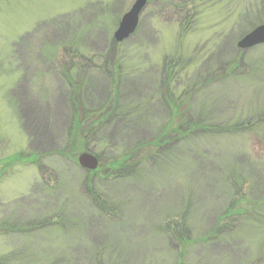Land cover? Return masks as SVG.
Here are the masks:
<instances>
[{"label": "rangeland", "instance_id": "374dc122", "mask_svg": "<svg viewBox=\"0 0 264 264\" xmlns=\"http://www.w3.org/2000/svg\"><path fill=\"white\" fill-rule=\"evenodd\" d=\"M135 1L0 0L2 264H264V0Z\"/></svg>", "mask_w": 264, "mask_h": 264}, {"label": "water", "instance_id": "95a60500", "mask_svg": "<svg viewBox=\"0 0 264 264\" xmlns=\"http://www.w3.org/2000/svg\"><path fill=\"white\" fill-rule=\"evenodd\" d=\"M145 5L146 0H136L131 9L122 16L118 24V28L113 35L115 43H122L134 34L138 26L140 13ZM263 44L264 24L244 36L237 43V48L239 50H248ZM78 164L83 169L93 171L97 168L98 161L93 155L81 153L78 156Z\"/></svg>", "mask_w": 264, "mask_h": 264}, {"label": "trees", "instance_id": "16d2710c", "mask_svg": "<svg viewBox=\"0 0 264 264\" xmlns=\"http://www.w3.org/2000/svg\"><path fill=\"white\" fill-rule=\"evenodd\" d=\"M241 57H242V53L240 52L238 58L240 59ZM108 58H109V56H108ZM81 117L82 116H80V118ZM87 118L89 120V117H87ZM185 118H187L186 119L187 121H186L185 125L183 126V129L177 130L175 132V134H176L175 136L173 135V133L171 131L170 132L167 131L166 134L158 137V141L155 142L157 145L154 143V146L159 147V148L163 147L166 144H167V146H170V144L172 142L178 141L180 139V137H179L180 135H181V138L184 135H187V137H188V136H190L191 133L195 132V130H199V129H202L199 131L204 130V128H202V127L195 126V124L193 122L195 120V118H193L192 116H190V117L185 116ZM79 122H81V121H79ZM84 123L87 124L88 121L85 122V120H84ZM98 124H99V122H98ZM186 127H188V129L184 130V128H186ZM195 128H197V129H195ZM229 130H235V128L233 127L231 129H228L227 131H229ZM94 133H95V131H94ZM184 138H186V137H184ZM170 140H171V142H170ZM136 152L137 151H135V153ZM133 153L130 155H127V159L129 161L133 159V157H134ZM21 158H22V155H21ZM127 164H129V163H127ZM127 164L125 162L122 163L121 161H115L113 163H110V165H111L110 168H111V170H113V172H115L114 174L117 175V174H120L121 172H123L126 168L130 169V168H134V166H135V164H132V165H127ZM123 165H124V167H123ZM231 209H232V207L230 206L228 211H227V214L222 216L221 217L222 219L220 221L227 220L230 217V215L233 214L231 212ZM217 230H218V226L215 227V229L213 231V236H216L218 234ZM184 231H185V229H184ZM219 231H221V230L219 229ZM184 233L186 234V231ZM0 264H2V263L0 262Z\"/></svg>", "mask_w": 264, "mask_h": 264}]
</instances>
